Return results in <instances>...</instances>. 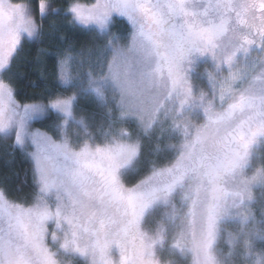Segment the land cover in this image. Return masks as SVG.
<instances>
[{"label":"snow or ice","instance_id":"snow-or-ice-1","mask_svg":"<svg viewBox=\"0 0 264 264\" xmlns=\"http://www.w3.org/2000/svg\"><path fill=\"white\" fill-rule=\"evenodd\" d=\"M0 137V264H264V0H0Z\"/></svg>","mask_w":264,"mask_h":264},{"label":"trees","instance_id":"trees-1","mask_svg":"<svg viewBox=\"0 0 264 264\" xmlns=\"http://www.w3.org/2000/svg\"><path fill=\"white\" fill-rule=\"evenodd\" d=\"M62 0H55V4H60ZM54 18L49 17V22H51ZM45 29L47 30V23L45 24ZM116 29H113L115 31ZM67 35L69 39L74 42L75 47L77 49L80 48L81 45H87L91 43L92 35L91 34H83L80 32H73L69 28H62L60 30L59 35ZM57 43L54 38L44 37L43 42H37L33 44L26 43L24 45L23 51L19 55V59L14 65L13 71L17 73H25V78L18 82V87L23 88L24 91L28 93H40L45 87H52V77H48L47 82H43L39 79L40 72L43 70L46 74L52 71V66L54 63V58L51 56L44 57L41 56V63H36L37 51L39 49H44L45 51L51 53L55 51V49L51 46L52 44ZM30 82H35L37 87H31ZM72 90H69V93ZM82 107L86 111L92 110V105L87 101L82 102ZM79 114V113H78ZM35 127H40L39 123H34ZM12 143L11 140H5L0 137V186H6L10 189L11 195L13 198L22 196L25 192L30 191L28 187H26L22 182L27 179L30 183L31 174L27 172L29 169V164L23 159L20 155L19 151H16L13 154V150L9 146ZM5 178H7L5 182ZM17 188H21V192L15 191ZM264 199L261 196L260 191L258 192L257 203L254 206V212L259 216L261 211V203L260 201ZM260 244L257 242V247ZM67 264V261H66Z\"/></svg>","mask_w":264,"mask_h":264},{"label":"rangeland","instance_id":"rangeland-1","mask_svg":"<svg viewBox=\"0 0 264 264\" xmlns=\"http://www.w3.org/2000/svg\"><path fill=\"white\" fill-rule=\"evenodd\" d=\"M258 192H259L258 189L254 191V195L256 196V198L258 197ZM253 210H254V208H253ZM177 264H184V262L183 261H180V260H177Z\"/></svg>","mask_w":264,"mask_h":264}]
</instances>
